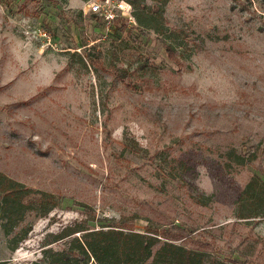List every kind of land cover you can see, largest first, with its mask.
<instances>
[{"label":"rangeland","instance_id":"rangeland-1","mask_svg":"<svg viewBox=\"0 0 264 264\" xmlns=\"http://www.w3.org/2000/svg\"><path fill=\"white\" fill-rule=\"evenodd\" d=\"M95 1L0 0V172L34 206L0 264H96L108 228L264 264V215H237L264 180V0H121L108 25Z\"/></svg>","mask_w":264,"mask_h":264},{"label":"trees","instance_id":"trees-1","mask_svg":"<svg viewBox=\"0 0 264 264\" xmlns=\"http://www.w3.org/2000/svg\"><path fill=\"white\" fill-rule=\"evenodd\" d=\"M135 4L136 0H128ZM168 56L174 60L173 50L167 47ZM242 159H239L241 162ZM31 188L22 183L6 177L0 172V222L5 233L22 219L26 210L34 208L33 200L26 199L31 192ZM51 195L40 191V196L36 197L38 211L40 214L46 213L54 201ZM250 205L262 202L263 205H256L257 208H264V180L254 176L243 188L238 200L239 217L264 215L263 211L243 212L245 204ZM160 241L158 236L141 233L134 230L124 231L123 229H96L86 232L83 235L81 244L84 253H90L96 264H203V255L195 250L186 248L169 241L162 243L153 250V246ZM53 263H59L52 260Z\"/></svg>","mask_w":264,"mask_h":264},{"label":"built area","instance_id":"built-area-1","mask_svg":"<svg viewBox=\"0 0 264 264\" xmlns=\"http://www.w3.org/2000/svg\"><path fill=\"white\" fill-rule=\"evenodd\" d=\"M126 5L127 4L121 0L116 2L108 0L103 2L95 1L90 4V9L103 17L104 22L108 25L113 22L114 18L119 14L116 11L120 10L121 14H125Z\"/></svg>","mask_w":264,"mask_h":264}]
</instances>
